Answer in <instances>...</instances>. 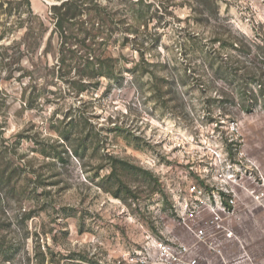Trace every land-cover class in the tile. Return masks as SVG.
I'll return each instance as SVG.
<instances>
[{
    "label": "rangeland",
    "instance_id": "374dc122",
    "mask_svg": "<svg viewBox=\"0 0 264 264\" xmlns=\"http://www.w3.org/2000/svg\"><path fill=\"white\" fill-rule=\"evenodd\" d=\"M29 1L0 0V264H264V199L232 240L185 208L226 149L264 190V0H76L63 35Z\"/></svg>",
    "mask_w": 264,
    "mask_h": 264
},
{
    "label": "built area",
    "instance_id": "2783aa9c",
    "mask_svg": "<svg viewBox=\"0 0 264 264\" xmlns=\"http://www.w3.org/2000/svg\"><path fill=\"white\" fill-rule=\"evenodd\" d=\"M231 150L226 149L222 170L217 169L212 180L201 181V184L194 183L189 187V197L185 199V208L198 210L200 213L207 211L211 214V218L206 220L200 228L190 227V231L199 239L208 237L207 229L210 227L213 229V236L223 233L225 239L232 240L235 236L234 231L227 227L225 222L235 215L240 193L250 195L256 201L264 199V190L257 191L255 188L259 185L263 186L261 176L255 173V167L241 157L234 158ZM222 156L221 154L220 157ZM248 182L255 186L250 189ZM159 248L163 256L173 258L177 264H204L198 258L186 259L189 251L187 246L176 251L167 243H159Z\"/></svg>",
    "mask_w": 264,
    "mask_h": 264
},
{
    "label": "trees",
    "instance_id": "16d2710c",
    "mask_svg": "<svg viewBox=\"0 0 264 264\" xmlns=\"http://www.w3.org/2000/svg\"><path fill=\"white\" fill-rule=\"evenodd\" d=\"M27 4H28V7L31 8V3L29 0H27ZM78 7H81V5L77 4L76 0H66V1H63L60 6L58 5L52 6L53 10L60 9L59 11H61V12H55V13H52L51 11V16L55 24L56 32H58L60 35H63L66 33L67 29L65 27V23L67 22V20L72 18V16H70L71 14L70 12H73V10H77Z\"/></svg>",
    "mask_w": 264,
    "mask_h": 264
}]
</instances>
